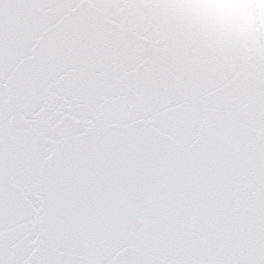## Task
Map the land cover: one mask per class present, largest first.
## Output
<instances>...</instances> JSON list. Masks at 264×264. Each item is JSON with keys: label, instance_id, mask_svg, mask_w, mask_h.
Returning a JSON list of instances; mask_svg holds the SVG:
<instances>
[{"label": "snow or ice", "instance_id": "1", "mask_svg": "<svg viewBox=\"0 0 264 264\" xmlns=\"http://www.w3.org/2000/svg\"><path fill=\"white\" fill-rule=\"evenodd\" d=\"M0 264H264V0H0Z\"/></svg>", "mask_w": 264, "mask_h": 264}]
</instances>
